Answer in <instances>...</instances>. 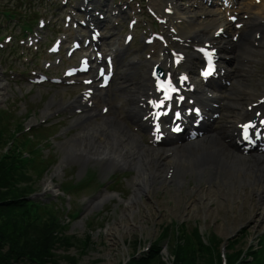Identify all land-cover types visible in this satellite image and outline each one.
<instances>
[{
	"label": "rangeland",
	"instance_id": "374dc122",
	"mask_svg": "<svg viewBox=\"0 0 264 264\" xmlns=\"http://www.w3.org/2000/svg\"><path fill=\"white\" fill-rule=\"evenodd\" d=\"M13 4L14 0H0V9L3 10L5 5H8L9 9H13ZM186 4L184 3V5ZM259 12L264 15L263 11ZM246 31L251 35L253 33V30ZM255 49L256 51L251 55L253 58L259 59L258 63L252 62L243 65L240 62V56H244L246 53H238L237 60L233 61L232 67L240 74V77L235 78L231 88L238 86L236 81L245 82L249 86V92L243 93L240 102L234 101L235 99L232 98L229 100V94L226 96L227 105L224 107L223 119L217 126L218 130L221 127L225 130V125L233 122V119H238L237 115L241 112L240 110L233 111L229 102L237 105L239 103L246 104L250 95L258 94L263 84L264 79L261 75L264 72V45L255 47ZM128 54L129 52L120 57V65L126 64L128 67L132 57ZM9 66L17 69L21 65L19 62L12 61L9 54L0 52V76L9 86L7 96L0 100V110L5 111L8 116L4 123L9 124L8 130H13L18 122H21L24 128L34 125L39 120L48 117L50 112L54 111L55 113L56 110H59V107L64 106L61 105L62 103L74 100L77 88L49 83L36 87L31 94L26 95L25 92L29 91L27 83L6 79L4 73L6 68L3 69V67ZM142 72H144V67L141 66L136 70L135 75L125 77L124 71L120 69L116 76V83L118 85L125 80L132 82ZM0 89H3V85ZM129 90L131 87L123 92L114 91L111 111L104 116L120 119L119 115L124 114L126 117L121 121L132 128L127 113L130 100L129 102L125 101L120 109L114 106L116 100L124 99ZM65 109L60 108V110ZM78 117L67 119V121L53 126L50 125V122H46L39 129L35 130L36 128H34L29 131V136L34 137L35 141L39 137L44 139L41 151L46 154L44 164L48 165L47 170H42L43 172H32V185L37 190L34 195L37 199L47 202L54 201L68 224L63 231L70 240V244L51 246L50 253L52 255L44 253V257L48 260L46 264H131L133 256L140 258L149 252L146 249L151 243H156L161 251L149 264H173L175 260L172 251L173 232L184 223L189 232L194 228L199 229L207 241L210 236L214 235L220 259L221 251L225 250L226 255L235 248H246L258 244L259 238L264 234V217L259 219L256 213L263 209V205H259L249 184L242 185L235 179L232 183L231 181L230 183L224 182L222 178L214 179L213 188L207 190V175L187 174L186 181L179 183L175 180L176 175L174 179L163 180L164 175L161 173L159 177L161 180L150 185V188L157 187V190H154L150 195L139 196V205L131 214L134 223L131 226L125 225L129 219L124 216V209L134 191L132 185L133 176L136 174L134 168L122 167L109 172L96 161L91 160L83 167L75 159H69L61 164L64 154L62 144L81 128L75 126V120ZM102 117L103 115L99 114L93 117V120H100ZM8 120L10 123L7 122ZM134 133L146 143V138L140 132ZM85 177H89L87 179L90 180L87 184L84 183ZM108 179H111L112 182L106 185L105 182ZM74 180H76V188L73 191L66 190L64 185H61L63 181ZM203 190H206V196L200 198L198 195L202 194ZM104 193L110 194L111 197L91 207V200ZM194 200V206L188 205L187 202ZM126 215H129L128 212ZM110 229L113 231L115 229L117 237H112ZM166 229L169 230L166 231ZM165 231L168 232L166 235H164ZM236 233H238L239 241L232 249L229 247V243ZM225 245L229 247L227 250L223 249ZM9 251L10 247L4 242L3 247L0 248L1 257L8 255ZM201 260L200 264L208 263L205 259ZM3 263L38 264L28 258L13 262L9 258H4Z\"/></svg>",
	"mask_w": 264,
	"mask_h": 264
},
{
	"label": "bare ground",
	"instance_id": "6f19581e",
	"mask_svg": "<svg viewBox=\"0 0 264 264\" xmlns=\"http://www.w3.org/2000/svg\"><path fill=\"white\" fill-rule=\"evenodd\" d=\"M243 9L251 13L252 19L248 21L249 23L259 21L263 23L264 15H260L259 11L264 12V0L259 5H252L247 1ZM195 12L190 9L186 11V14L191 13L196 16ZM261 27H264V24ZM202 30L201 24L193 25L185 31V34L186 36H189L188 34L197 35ZM256 30L257 27H254L252 35L248 32L241 34L237 44L239 53L251 55L256 51L252 44ZM236 82L238 86L230 89L229 100L235 99L234 101L240 102L243 93L249 92V86L245 82ZM1 85L4 88L0 89V100L7 96L9 87L0 76V87ZM132 93L133 90H129L126 97L131 96ZM61 105L68 107L72 103L64 102ZM89 114L90 112L79 115L75 120V126L81 128L62 144L64 154L61 164L69 159H75L83 167L91 160L96 161L109 172L120 167L134 168L136 170L132 179L134 191L124 209V216L129 219L125 225L131 226L134 223L131 214L139 205V196L150 195L157 190V187L152 189L150 185L160 179L161 173L164 175L163 180H166V173L171 165L175 167L171 179H174L176 175L175 180L179 183L186 181L187 174L207 175V190L213 188L214 179L222 178L228 183L234 182L235 179L242 185L249 184L259 205H263L262 210L254 211H257L256 215L259 219L264 217V155L245 156L236 152L232 153V145L226 142L228 138L226 131L224 133L211 132L208 141L200 139L179 148H157L144 143L141 137L132 132L121 120L106 116L100 120H93ZM167 153L171 155L168 156ZM200 160L202 162L199 164ZM48 184L50 185L51 181ZM198 196L200 198L206 196V190ZM109 197L111 195L108 193L100 194L91 200L90 206L94 207ZM193 202L195 200L187 203L194 206ZM110 234L113 238L117 237L115 229L114 231L110 229Z\"/></svg>",
	"mask_w": 264,
	"mask_h": 264
},
{
	"label": "trees",
	"instance_id": "16d2710c",
	"mask_svg": "<svg viewBox=\"0 0 264 264\" xmlns=\"http://www.w3.org/2000/svg\"><path fill=\"white\" fill-rule=\"evenodd\" d=\"M7 117L6 112L0 110V248L4 242L10 247L9 254L5 257H1L0 252V264H4V258H9L12 262L28 258L38 264H46L48 260L44 253L51 256V246L70 244L63 231L68 224L54 201L30 197L37 192L32 185V172H43L48 166L44 164L45 156L38 153L37 145L23 136L13 149L3 151L11 138V131H21L23 126L18 122L13 130H8L9 124H4ZM7 122L10 123L9 120ZM26 147L30 150L31 157L23 160L21 153ZM72 186L70 184L65 187L69 189ZM166 231L164 235L168 233ZM173 233V264H200L201 259L207 260L206 264H221L214 235L207 241L199 229L194 228L189 232L185 223ZM238 241L237 236L231 239L229 247L235 248ZM246 248L233 249L227 255L228 264H264V234L257 245ZM160 251L161 248L153 243L146 255L140 258L133 256L131 261L133 264H149ZM244 252L245 255L241 258Z\"/></svg>",
	"mask_w": 264,
	"mask_h": 264
}]
</instances>
